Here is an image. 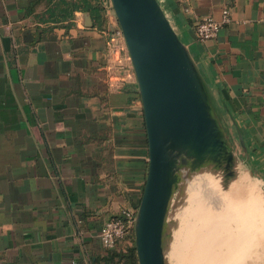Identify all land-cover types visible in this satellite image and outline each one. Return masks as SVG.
Masks as SVG:
<instances>
[{
    "label": "crops",
    "instance_id": "obj_1",
    "mask_svg": "<svg viewBox=\"0 0 264 264\" xmlns=\"http://www.w3.org/2000/svg\"><path fill=\"white\" fill-rule=\"evenodd\" d=\"M158 1L264 180V0ZM225 8L231 20L199 41L197 20H221ZM48 10L0 0V264H121L100 230L144 193L149 142L137 76L108 87L101 30L116 21L105 9L57 21Z\"/></svg>",
    "mask_w": 264,
    "mask_h": 264
},
{
    "label": "water",
    "instance_id": "obj_2",
    "mask_svg": "<svg viewBox=\"0 0 264 264\" xmlns=\"http://www.w3.org/2000/svg\"><path fill=\"white\" fill-rule=\"evenodd\" d=\"M132 56L149 142V165L134 228L139 264H165L163 234L176 159L227 161L200 72L158 0H112ZM241 143L244 144L242 136Z\"/></svg>",
    "mask_w": 264,
    "mask_h": 264
},
{
    "label": "rangeland",
    "instance_id": "obj_3",
    "mask_svg": "<svg viewBox=\"0 0 264 264\" xmlns=\"http://www.w3.org/2000/svg\"><path fill=\"white\" fill-rule=\"evenodd\" d=\"M211 105L226 143V153L232 155L230 166L235 174L226 178L228 165L225 159L220 165L209 163L201 167L193 158L180 156V159H176L163 234L165 264H179L177 249L180 228L185 231L201 216L206 219L213 216L219 218L224 211L238 205L244 212L240 218L232 221L233 243L223 249L222 259H226L225 253L232 251L231 256L235 259L227 264H264V180L250 169L240 138L224 120L216 102H211ZM206 173L213 178H202L201 175ZM126 241L129 245L133 244L130 237Z\"/></svg>",
    "mask_w": 264,
    "mask_h": 264
},
{
    "label": "built area",
    "instance_id": "obj_4",
    "mask_svg": "<svg viewBox=\"0 0 264 264\" xmlns=\"http://www.w3.org/2000/svg\"><path fill=\"white\" fill-rule=\"evenodd\" d=\"M109 17H114L116 23L101 30L107 37V55L111 60V67L107 76V84L111 90H115L126 83L128 77L135 74V68L122 27L117 19L112 0H101ZM230 19L228 8L223 10L221 20L207 15L199 18L195 25L196 37L199 41L215 38L220 28ZM138 207H126L121 210L119 217L106 221L100 230V238L107 248H114L124 240H127L130 232H134Z\"/></svg>",
    "mask_w": 264,
    "mask_h": 264
},
{
    "label": "bare ground",
    "instance_id": "obj_5",
    "mask_svg": "<svg viewBox=\"0 0 264 264\" xmlns=\"http://www.w3.org/2000/svg\"><path fill=\"white\" fill-rule=\"evenodd\" d=\"M201 177L213 178L211 174L208 175L207 173ZM243 212V208L238 205L230 211H224L219 218L213 216L206 219V217L201 216L194 223H191L185 231L180 228L177 249L179 264H227L231 259H235L231 256L232 251L225 253L226 259H222L223 249L233 243L234 231L231 224L233 220L240 218Z\"/></svg>",
    "mask_w": 264,
    "mask_h": 264
},
{
    "label": "trees",
    "instance_id": "obj_6",
    "mask_svg": "<svg viewBox=\"0 0 264 264\" xmlns=\"http://www.w3.org/2000/svg\"><path fill=\"white\" fill-rule=\"evenodd\" d=\"M46 3L49 7V18L55 21L61 19H68L74 15L76 10H94L95 13L104 9L101 0H38ZM98 6H97V5ZM120 214L114 216L119 217ZM113 217V218H114ZM133 239V244L129 245L125 243V246L120 247L121 243L109 250L112 258L114 259L116 256L121 264H139L136 247L134 243V232H130L128 238ZM124 240L123 242H125Z\"/></svg>",
    "mask_w": 264,
    "mask_h": 264
}]
</instances>
